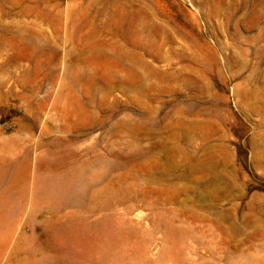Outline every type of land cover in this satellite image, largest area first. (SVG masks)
<instances>
[{
    "label": "rangeland",
    "instance_id": "rangeland-1",
    "mask_svg": "<svg viewBox=\"0 0 264 264\" xmlns=\"http://www.w3.org/2000/svg\"><path fill=\"white\" fill-rule=\"evenodd\" d=\"M0 264H264V0H0Z\"/></svg>",
    "mask_w": 264,
    "mask_h": 264
}]
</instances>
